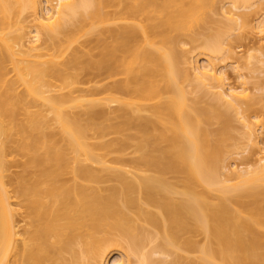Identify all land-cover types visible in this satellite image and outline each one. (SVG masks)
Segmentation results:
<instances>
[{"label": "bare ground", "instance_id": "6f19581e", "mask_svg": "<svg viewBox=\"0 0 264 264\" xmlns=\"http://www.w3.org/2000/svg\"><path fill=\"white\" fill-rule=\"evenodd\" d=\"M103 1L0 0V264H264V122L247 114L264 98L225 81L238 16L259 3L264 32V0H229L203 35L212 0H116L123 22L82 62L71 44ZM82 67L111 79L79 87ZM232 119L253 166L225 163ZM16 157L30 171L10 178Z\"/></svg>", "mask_w": 264, "mask_h": 264}, {"label": "rangeland", "instance_id": "374dc122", "mask_svg": "<svg viewBox=\"0 0 264 264\" xmlns=\"http://www.w3.org/2000/svg\"><path fill=\"white\" fill-rule=\"evenodd\" d=\"M54 1L55 0H53L52 4L54 3ZM104 1H107V4L105 5V3H106L105 2V3H103V5L101 7L102 13H104V12L106 13V14H104L105 15L104 17H106V15L108 16L107 12L110 13L109 14V16H110V15H113V13H116L118 11V8H117L118 4H117L116 0H111L113 2L112 6H110L111 5L110 0H109L110 2H108V0H104ZM212 1H213V5H212L211 9L207 10V16L209 17V21H207L206 23H203L204 25L198 29L199 32L201 33V35L204 34V31H208L206 29L207 27H209V29H214L216 27L223 25L224 23H227V19H226L225 15L222 14L224 11L223 10L224 8L221 5H226L225 7L228 8L229 0H212ZM258 4L259 3H255L254 5H251L250 7L246 8V9L243 8V11L245 12L244 16L242 17L243 14L241 15L242 18H240V14L238 16L239 17L238 18V24L240 25V23H241L244 26L242 29L240 28V29L234 30L232 32V40H231L232 41V47H231L232 53L230 55L232 56L233 59L232 58L231 59L228 58V60L226 59L227 60L226 65H228V66L225 67L226 76H227L225 81L231 86L232 85L238 86V85H240V79L242 78L241 76H238V75H239V73H242L244 75V77H243L244 81L246 80L247 83L249 82L247 84V86H249V88H252L251 93L252 94H261L264 98V50L262 52V50L259 49L260 46H261L260 47L261 49L262 48L264 49V41L261 37V35L264 32H260V31H258L259 29L257 30L256 28H254L255 24L257 23L256 21H258L257 19L260 16H262V15H259V17H257L259 12H260L259 8L257 7ZM104 5H105V7H104ZM227 8H225V9H227ZM240 9L242 11V8H240ZM257 10L259 11L258 14H256ZM262 10L264 13V9H262ZM238 11H240V10H238ZM115 16H116V14H114L113 17H115ZM106 18L108 21L105 19L106 22L104 21L105 22V23L103 22L104 24L101 23L103 25H98L97 28H94L95 30L93 29V33L90 34L88 32L89 33L88 34L85 32L86 35H84V34L81 35L82 34V32H81L80 37L77 36L75 41L72 42L73 43V44H71L72 48L74 47L76 49L78 48L81 50L82 53H80V56H82V58H80V57L79 58L82 60V62H89V60H91V59L92 60H98V58L100 56L99 55L100 49L98 47L99 44L96 46V42L98 43L97 35H98L99 30H101L102 28H103V30L104 29L107 30V28L113 29L112 27H114V29H115V27L117 26L116 23L123 22V21L117 20L116 17L112 18V16H111V18H112L111 20H109L110 18L108 19V17H106ZM87 24H88V22H86L85 25H83V27H84L83 30L87 27ZM89 29H90V26H88V29H86V30H89ZM236 34H238L239 38H237ZM104 35H105L104 33H103V35H100V33H99L98 36H103L104 42H106L107 45H109L108 42L111 43L112 39H110V37H108V35L107 36H104ZM235 36H236V39H234ZM263 36H264V34H263ZM104 37H105V39H104ZM259 37H261L260 38L261 40L259 39ZM178 38H179L180 42L177 43L178 46H176V47H178V48H175V50L177 49V52L180 53L182 51V49H186L187 47L190 46V44L186 43L187 36L180 35V36H178ZM95 39H97V40H95ZM87 55H88V57H87ZM85 58H86V60H85ZM202 59L203 58H201V57L198 58L199 64H203L201 62L205 61V59H203V60ZM231 60H232V62L234 61L233 64H232ZM236 60H237V63L239 65L238 68H237L238 65L235 64ZM233 66L234 67L236 66L237 69L236 68L234 69ZM77 76H78V79L80 82L78 84L79 87L97 86V87L102 88L111 79V78H109V79L103 78L102 73L99 74V72L97 70L89 69L86 67L80 68L77 71ZM238 77H241V78H238ZM114 78H117V77H113L112 79H114ZM241 81H242V79H241ZM186 88L190 89L191 87L190 86L188 87V85H187ZM202 93H203V90L201 88H199L196 95H198L200 97V104L204 105V103H206V101L209 99V95H203ZM194 95H195L194 93H191L188 96L193 97ZM72 110L76 111L77 108L76 109L73 108ZM96 110L101 111V110H105V109L102 105L101 106L98 105L97 107L95 106L94 111H96ZM247 114L251 117L250 118L251 121L254 120L255 115H257V116L259 115V117H257V119L258 120L262 119L264 122V101L262 104L258 103L257 101H250V107L248 108ZM209 123L210 124L208 125V128L210 130H213V129L215 130V128L218 127V124L216 122L212 121V123L211 122H209ZM259 130L261 131V129H259ZM243 131H244V128L241 126L240 121H238L236 119H232L231 129H230V133H231L230 135L232 136L231 137L232 139L230 138L229 142L228 141L227 142L230 144L231 143L234 144L236 142V144H237V141H238L239 142L237 144L238 148H236V150L239 152H237L236 150L233 153L231 152L232 155L229 156V160L228 159H227L228 161L225 160L226 164H230L232 162L233 163L235 162L234 164L236 165L237 163L243 161V160H241V155H245L247 152L248 154H246L245 157L242 156V158L243 157L244 158L248 157V158L246 159V161L244 160V162H242V164L248 162L249 165L252 164V166H253L254 160L259 156V154H257L256 147H249L248 142L243 137ZM260 131L258 132V139H259L260 143L262 144V142L264 141V132L262 130L260 133ZM225 140H228V139H225ZM225 140H224V143H225ZM230 144H228V145H230ZM231 146H229L227 148L231 149ZM244 147L245 148L249 147V148H247L249 151L245 149L246 151L243 153ZM240 150H243V151H240ZM237 154H240V155H237ZM249 165L247 164V166H249ZM244 166H246V165H244ZM23 171L28 172V171H30V169L23 167L22 160L20 158H17V157L14 158L12 166L10 167L9 172H8L9 177L13 178L17 174H19ZM196 239L199 242H202L201 236H198ZM112 256L110 257L111 259H109V261L112 260L113 258H115L114 256H117V255L115 253V255L113 254ZM189 256L195 257V256H197V254L196 253H190Z\"/></svg>", "mask_w": 264, "mask_h": 264}]
</instances>
